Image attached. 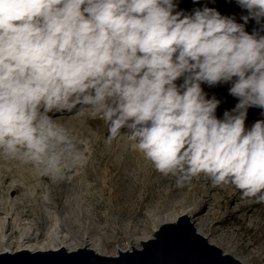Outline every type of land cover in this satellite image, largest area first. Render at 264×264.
<instances>
[{"label": "clouds", "instance_id": "1", "mask_svg": "<svg viewBox=\"0 0 264 264\" xmlns=\"http://www.w3.org/2000/svg\"><path fill=\"white\" fill-rule=\"evenodd\" d=\"M190 2L0 0V162L62 178L90 142L56 117H87L177 187L264 202V0Z\"/></svg>", "mask_w": 264, "mask_h": 264}, {"label": "rangeland", "instance_id": "2", "mask_svg": "<svg viewBox=\"0 0 264 264\" xmlns=\"http://www.w3.org/2000/svg\"><path fill=\"white\" fill-rule=\"evenodd\" d=\"M56 119L74 128L82 139H88L90 151L85 152L86 162L66 169L62 178L46 175L50 176L46 182L38 180L42 174L31 166L0 162L3 188L11 183L24 186L31 200L35 197L31 193L33 186H26L23 181L30 177L32 185L43 188L37 195L43 210L46 204L55 202L62 206L58 213L62 227H72L77 235L87 234L88 240L102 234L111 237L118 231L117 240L102 256L113 257V251L127 242L139 249L142 235L151 238L161 225L159 215L184 207L191 211V223L203 221L204 232L218 241L222 252L228 250L242 264H264V202L244 198L230 185L214 186L203 175L177 187L176 178L156 172L134 150L126 135L107 143V129L102 120L67 114ZM58 180L62 187L55 186ZM20 194L10 193V197L19 199L21 204ZM74 218L80 223H73ZM30 222L41 230L39 235L43 237L49 220L45 223L32 215ZM94 223L102 227L100 232L93 229Z\"/></svg>", "mask_w": 264, "mask_h": 264}, {"label": "bare ground", "instance_id": "3", "mask_svg": "<svg viewBox=\"0 0 264 264\" xmlns=\"http://www.w3.org/2000/svg\"><path fill=\"white\" fill-rule=\"evenodd\" d=\"M37 178L39 181L46 182L50 179V176L38 175ZM1 180L3 179H0V181ZM23 181L27 184L26 186H33L31 193H34L35 197L31 200L28 190H26L24 186L21 187L20 185L11 183L9 187L3 188L0 185V255L14 254L19 251L43 253L58 251L61 248L67 252L88 248L99 255L108 253V249L111 247L110 244L117 240L118 231H115L111 237H106L102 234L101 236L98 235L96 238L91 237L89 240L85 237L87 234H75L72 231V227H67V225L62 227L59 224L60 218L58 213L63 210L62 206L58 202H55L53 204H46L47 206L45 210H43L42 203H40L37 198V195L43 192V188H37V185H32L30 177H25ZM59 181L60 180L55 183V186L58 185L62 187L63 183ZM15 192L21 193V204L19 203V199L10 197V193L12 195ZM97 207L100 208L101 205L99 204ZM190 213V210L179 207L177 210L163 212L159 215V221L161 224L173 223L181 215L190 217ZM32 215L38 216L39 219L43 220L45 223L49 220L48 227L45 228L43 237L39 235L41 230L36 225L31 224L30 217ZM71 221L73 223H80L76 218ZM192 224L196 232L206 238L209 244L220 249L218 241L209 238L204 232V227L206 228V225H204L202 220L197 221V223L192 222ZM91 225L97 232H100L102 229V227L96 226L95 223ZM110 226L111 224L107 227L110 228ZM114 230L115 228H113V231ZM86 232H88V230ZM15 233H17V236H14ZM149 238L150 236L143 234L141 240L146 241ZM133 248H135L134 245L127 242L124 247H118L117 250L115 249L113 251V256L118 255L119 251H130ZM223 253L231 255V252L228 250H223Z\"/></svg>", "mask_w": 264, "mask_h": 264}, {"label": "water", "instance_id": "4", "mask_svg": "<svg viewBox=\"0 0 264 264\" xmlns=\"http://www.w3.org/2000/svg\"><path fill=\"white\" fill-rule=\"evenodd\" d=\"M183 7L190 8V0H184ZM216 7L223 13L238 12L234 4L216 0ZM223 95L224 89H216ZM235 101L228 98L223 107H231ZM258 109H251L248 122L259 117ZM0 264H242L221 249L208 243L198 234L187 215H181L173 223L161 224L150 239L142 241L140 248L119 251L118 255L106 257L88 248L67 252L58 251L29 253L19 251L0 255Z\"/></svg>", "mask_w": 264, "mask_h": 264}]
</instances>
